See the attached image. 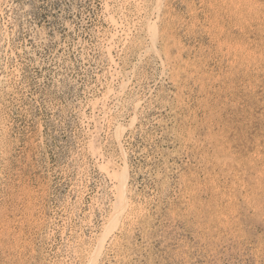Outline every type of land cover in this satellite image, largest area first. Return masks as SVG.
<instances>
[{
    "label": "rangeland",
    "instance_id": "rangeland-1",
    "mask_svg": "<svg viewBox=\"0 0 264 264\" xmlns=\"http://www.w3.org/2000/svg\"><path fill=\"white\" fill-rule=\"evenodd\" d=\"M0 1V264H264V0Z\"/></svg>",
    "mask_w": 264,
    "mask_h": 264
},
{
    "label": "bare ground",
    "instance_id": "bare-ground-1",
    "mask_svg": "<svg viewBox=\"0 0 264 264\" xmlns=\"http://www.w3.org/2000/svg\"><path fill=\"white\" fill-rule=\"evenodd\" d=\"M139 1V0H138ZM138 1H136V2H138ZM151 1V0H150ZM160 1V0H159ZM163 1V0H162ZM1 2V1H0ZM122 2V1H121ZM133 2H134V0H133ZM142 2H144V1H142ZM123 3V2H122ZM121 3V4H122ZM126 3V2H125ZM139 3V2H138ZM113 4V3H112ZM129 4H130V2H129ZM133 5V4H132ZM131 5V6H132ZM140 5H142V4H140ZM160 5V4H159ZM162 5V4H161ZM161 5L159 6V8L161 7ZM119 6V5H118ZM122 6V5H121ZM137 7H138V5H136ZM156 6H157V4H156ZM163 7H164V5H162ZM142 7V6H141ZM147 7V6H146ZM149 7V6H148ZM122 8V7H121ZM156 8H158V7H156ZM136 9V8H135ZM153 9V8H152ZM155 9V8H154ZM161 9V8H160ZM125 10V9H124ZM142 10H144V9H142ZM150 10V9H149ZM126 11V10H125ZM128 11V10H127ZM154 11H156V9L154 10ZM159 11V10H158ZM138 12H139V10H138ZM153 12V11H152ZM140 13V12H139ZM148 13V12H147ZM157 13H159V12H157ZM156 13V14H157ZM132 14V13H131ZM153 14V13H152ZM127 15V14H126ZM139 15V14H138ZM141 15V14H140ZM150 15V14H149ZM120 16V15H119ZM145 16V15H144ZM113 17H115V16H113ZM112 17V18H113ZM152 17V16H151ZM154 17V16H153ZM157 18H159L158 16H156ZM121 18V17H120ZM131 18V17H130ZM157 18L155 19V20H157ZM114 19V18H113ZM118 19V18H117ZM117 19H115V20H117ZM124 19V18H123ZM134 19V18H133ZM148 19V18H147ZM130 20V19H129ZM149 20H151L150 18H149ZM153 20V19H152ZM154 20V22L156 23V21ZM127 21V20H126ZM125 21V22H126ZM140 21V20H139ZM148 21V20H147ZM142 22V21H141ZM148 22H150V21H148ZM113 23H115V22H113ZM116 23H118V22H116ZM135 23H136V21H135ZM135 23H134V25H135ZM139 23V22H138ZM145 23V22H144ZM155 23H154V25H155ZM160 23V22H159ZM122 24V23H121ZM125 24V23H124ZM129 24H130V22H129ZM150 23H148V25H149ZM143 25V24H142ZM154 25H153V27H151V28H154ZM127 26V25H126ZM138 26V25H137ZM145 26V25H144ZM143 26V27H144ZM147 26V25H146ZM152 26V25H151ZM157 26V25H156ZM125 27V26H124ZM139 27H142L141 25L139 26ZM137 28V27H136ZM150 28V29H151ZM157 28V27H156ZM156 28H155V30H156ZM121 29V28H120ZM127 29V28H126ZM123 30V29H122ZM131 30V29H130ZM140 30V29H139ZM145 30V29H144ZM158 30V29H157ZM137 31V30H136ZM149 31V29L147 30V32ZM151 31H153L152 29H151ZM118 32V31H117ZM158 32V31H157ZM120 33V32H119ZM129 33H131V32H129ZM138 33V32H137ZM142 33V32H141ZM140 33V34H141ZM153 33V32H152ZM150 34L149 32H148V35L150 34V35H152V37H151V39L153 38V34ZM154 33H156L155 31H154ZM123 34V33H122ZM158 33H156V35H157ZM116 36V35H115ZM114 36V37H115ZM122 36V35H121ZM126 36H128V35H126ZM132 36V35H131ZM141 36V35H140ZM158 36V35H157ZM113 37V36H112ZM146 37V36H145ZM111 38V37H110ZM118 38H120V37H118ZM135 38V37H134ZM158 38V37H157ZM112 39V38H111ZM127 39V38H126ZM126 39H125V41H126ZM155 39H156V37H155ZM154 39V44H155V40ZM131 40V39H130ZM113 41V40H112ZM115 41V40H114ZM117 41V40H116ZM134 41V40H133ZM158 41H159V39H158ZM110 42H111V40H110ZM137 42V41H136ZM136 42H135V44H136ZM157 42V41H156ZM160 42V41H159ZM115 42H113V46L115 45L114 44ZM120 43V42H119ZM126 43H127V41H126ZM151 43H153V42H151ZM112 44V43H111ZM124 44V43H123ZM147 44V43H146ZM153 44V45H154ZM157 44V43H156ZM119 45V44H118ZM129 45V44H128ZM152 45V46H153ZM112 46V45H111ZM115 47V46H114ZM116 47H117V44H116ZM125 47V46H124ZM136 47V46H135ZM143 47V46H142ZM154 47V46H153ZM155 47H157V46H155ZM110 48V47H109ZM112 48V47H111ZM118 48V47H117ZM127 48V47H126ZM130 48V47H129ZM139 48V47H138ZM141 48V47H140ZM158 48V47H157ZM156 48V49H157ZM114 49V48H113ZM155 49V51H157ZM115 50V49H114ZM140 50V49H139ZM141 51V50H140ZM139 51V52H140ZM158 52V51H157ZM156 52V53H157ZM141 53V52H140ZM143 54V53H142ZM147 54H149L148 52H147ZM124 55V54H123ZM158 55V54H157ZM161 55V54H160ZM111 56V55H110ZM140 56V55H139ZM110 58H112V57H110ZM109 58V59H110ZM114 58V57H113ZM115 60V59H114ZM118 64V63H117ZM112 65V64H111ZM115 66V65H114ZM113 69V68H112ZM120 77V76H119ZM110 83V82H109ZM117 84V83H116ZM129 84V83H128ZM116 87V86H115ZM112 90H113V88H112ZM120 92V91H119ZM104 93H106V92H104ZM108 97H106V99H107ZM121 99V98H120ZM118 100V99H117ZM122 100V99H121ZM97 101V100H96ZM99 101V100H98ZM98 101H97V103H98ZM103 101V100H102ZM110 102V101H109ZM114 102V101H113ZM117 103H119V101L117 102ZM121 103V102H120ZM106 104V103H105ZM109 104V103H108ZM111 104V103H110ZM99 105V104H98ZM94 106H96V105H94L93 104V107ZM100 106V105H99ZM112 106V105H111ZM92 107V108H93ZM113 110V109H112ZM94 111V110H93ZM110 111H111V108H110ZM109 111V112H110ZM94 113V112H93ZM111 113V112H110ZM95 114V113H94ZM108 114V113H107ZM111 114H113V113H111ZM98 115H99V112H98ZM103 115V114H102ZM92 116V115H91ZM101 116V115H100ZM95 118H96V116H95ZM106 118H108L107 116H106ZM94 120H96V119H94ZM105 120V119H104ZM96 122V121H95ZM105 122V121H104ZM109 122V121H108ZM100 123V122H99ZM109 124V123H108ZM102 125V124H101ZM96 127V126H95ZM106 127V126H105ZM94 129H96V128H94ZM118 129V128H117ZM99 130V129H98ZM101 130V129H100ZM101 132V131H100ZM118 134H117V139H118V142H119V144L121 145V140H122V135H123V133L124 132H122V129L120 130V131H118L117 132ZM100 134V133H99ZM98 134V135H99ZM101 137V136H100ZM91 140V139H90ZM94 140V139H93ZM98 140H100V139H98ZM96 142V141H95ZM101 143V142H100ZM106 146V145H105ZM119 146V145H118ZM94 147V146H93ZM99 147V146H98ZM104 149V148H103ZM114 149V148H113ZM117 149V148H116ZM122 150V149H121ZM102 151V150H101ZM104 151V150H103ZM118 151V150H117ZM122 152V151H121ZM120 152V153H121ZM122 154V153H121ZM98 155V154H97ZM123 155V154H122ZM95 157V156H94ZM100 157V156H99ZM102 157V156H101ZM108 157V156H107ZM123 157V168L121 169V172H119V171H117V170H113L112 172H110V177L112 178V179H114L115 181H116V183H117V189H118V197H117V203L115 204V207H114V212H113V216L111 217V223L110 224H112L113 222H114V224L116 225L117 224V222L119 221V219L121 220H123V219H125V218H127L128 216H127V214H128V211L130 210V208H131V203H130V198H129V196H128V193H129V188H128V186H129V175H130V173H129V166H128V160H127V158H126V156L124 155V156H122ZM104 159V158H103ZM97 160V159H96ZM99 161V160H98ZM121 161V160H120ZM104 164V163H103ZM97 165H99V164H97ZM100 167L102 166V165H99ZM106 166V165H105ZM118 169V168H117ZM109 172V171H108ZM247 172V171H246ZM247 175V174H246ZM246 178V177H245ZM252 184V183H251ZM254 184V183H253ZM116 190V189H115ZM255 191V190H254ZM131 192V191H130ZM139 205V204H138ZM146 209V208H145ZM134 210H137V209H134ZM145 211V210H144ZM141 215V214H140ZM130 216H131V213H130ZM131 218V217H130ZM114 225V226H115ZM114 226H108V227H106V230H105V233H104V235H103V237H102V239H101V242H99L100 244H99V247L97 248V250H96V252H95V254L93 255V257L90 259L89 258V260H90V262H89V264H97V262H98V260H99V258H100V256L102 255V252H103V248H104V242H106L105 240H106V238L115 230V229H113V227ZM122 232V231H121ZM105 250V249H104ZM91 257V256H90ZM88 260V259H87Z\"/></svg>",
    "mask_w": 264,
    "mask_h": 264
}]
</instances>
